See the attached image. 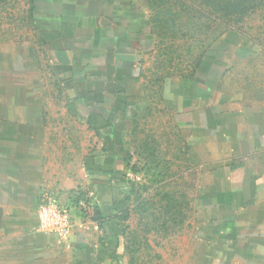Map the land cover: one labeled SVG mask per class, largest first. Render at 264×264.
I'll list each match as a JSON object with an SVG mask.
<instances>
[{
  "label": "rangeland",
  "instance_id": "rangeland-1",
  "mask_svg": "<svg viewBox=\"0 0 264 264\" xmlns=\"http://www.w3.org/2000/svg\"><path fill=\"white\" fill-rule=\"evenodd\" d=\"M131 1L140 32L136 76L123 79L116 95L89 100L87 116L40 45L31 0H0V205L6 204L0 206V264H228L236 248H249L251 233L258 234L259 250L264 224H205L210 215L197 211L195 194L211 170L209 150L194 157L177 109L183 100L205 116L213 105L222 124L228 108H247L249 97L264 91V0H229L224 15L219 0L211 6L208 0ZM184 3L195 6L190 17ZM25 124L38 125L27 135L52 144L43 161L50 156L53 167L39 181L28 227L24 212L9 211L12 188H26L18 172ZM201 134L202 145L209 143L208 124ZM115 153L126 168L120 177L85 173L82 162ZM43 196L71 211L66 236L39 229ZM108 196H128V211L102 215L99 202Z\"/></svg>",
  "mask_w": 264,
  "mask_h": 264
},
{
  "label": "crops",
  "instance_id": "crops-1",
  "mask_svg": "<svg viewBox=\"0 0 264 264\" xmlns=\"http://www.w3.org/2000/svg\"><path fill=\"white\" fill-rule=\"evenodd\" d=\"M132 4L131 0H33L40 45L44 53L54 57V66L63 73L59 75V83L65 87L71 102H82L88 109L87 116L91 109L89 100L100 101L107 94L116 95L126 85L123 79L136 76L133 71L137 68L140 32L138 22L132 20L138 16L133 13ZM249 99L252 101L247 108H228L224 112L227 120L223 119L222 124L218 121L219 111L213 105L210 114L205 116L183 100L177 109L178 127L189 130L187 145L194 157H201L204 149L209 150L211 170L204 186L195 194L200 202L197 211L210 215L205 224H236V227L264 224V91ZM203 122L208 124L211 133L205 145L201 134ZM37 128L38 125L31 124L19 128L18 172H24L26 188H12L15 192L10 195L15 205L9 211L24 212L26 227L34 223L27 212L35 210L39 181L53 173L51 157L48 156L46 164L43 161L52 144L27 135ZM122 160L115 153L106 156L103 162L88 158L82 164L85 173L95 179L98 175L118 178L126 169L120 165ZM112 200L108 196L106 204L99 202L102 215L112 209ZM250 227L253 229L255 225ZM257 236L251 233L253 238L247 241L249 248L243 252L236 248L228 257V264H264V238L258 239L259 250L255 251ZM235 238L241 240L239 236Z\"/></svg>",
  "mask_w": 264,
  "mask_h": 264
},
{
  "label": "built area",
  "instance_id": "built-area-1",
  "mask_svg": "<svg viewBox=\"0 0 264 264\" xmlns=\"http://www.w3.org/2000/svg\"><path fill=\"white\" fill-rule=\"evenodd\" d=\"M37 220L39 229L47 233L66 236L72 227L71 211L46 196L38 202Z\"/></svg>",
  "mask_w": 264,
  "mask_h": 264
},
{
  "label": "trees",
  "instance_id": "trees-1",
  "mask_svg": "<svg viewBox=\"0 0 264 264\" xmlns=\"http://www.w3.org/2000/svg\"><path fill=\"white\" fill-rule=\"evenodd\" d=\"M191 1V0H190ZM229 0H219V2H217L218 4V11L219 12H221V15H224V14H227V13H229V11H230V8H229V2H228ZM192 2V1H191ZM214 1L213 0H208V2H207V5H209V6H211L212 5V3H213ZM31 6H30V9H31V12H32V15L33 14H35L36 13V11L34 10V5H33V0H31ZM162 3H158L157 5H156V7H159L160 5H161ZM181 5V7H183V6H185V12L186 13H188V15H189V17H190V11H189V8H195V6H194V4H187V3H184V5L183 4H180ZM172 6H175V5H170L169 6V8H171V10L173 9V7ZM174 11V10H173ZM223 13V14H222ZM174 14H175V12H174ZM191 19V18H190ZM189 19V20H190ZM191 21H192V19H191ZM175 26V24H172V28ZM196 28V27H195ZM129 198H128V196L127 197H118V198H113V200H112V206H111V208H112V210H114L115 212H127L128 211V209H129ZM171 211H169L168 209H167V211H166V214H171L170 213Z\"/></svg>",
  "mask_w": 264,
  "mask_h": 264
}]
</instances>
